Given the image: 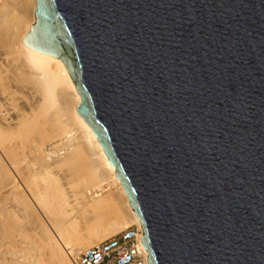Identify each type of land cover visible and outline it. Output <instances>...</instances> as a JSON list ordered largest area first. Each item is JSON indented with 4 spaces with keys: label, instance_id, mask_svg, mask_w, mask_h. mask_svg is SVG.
<instances>
[{
    "label": "water",
    "instance_id": "obj_1",
    "mask_svg": "<svg viewBox=\"0 0 264 264\" xmlns=\"http://www.w3.org/2000/svg\"><path fill=\"white\" fill-rule=\"evenodd\" d=\"M149 264H264V0H36Z\"/></svg>",
    "mask_w": 264,
    "mask_h": 264
},
{
    "label": "bare ground",
    "instance_id": "obj_2",
    "mask_svg": "<svg viewBox=\"0 0 264 264\" xmlns=\"http://www.w3.org/2000/svg\"><path fill=\"white\" fill-rule=\"evenodd\" d=\"M36 7L0 0V236L15 226V238L25 237L10 264H76L83 250L143 227L76 111L81 97L65 64L23 44Z\"/></svg>",
    "mask_w": 264,
    "mask_h": 264
},
{
    "label": "built area",
    "instance_id": "obj_3",
    "mask_svg": "<svg viewBox=\"0 0 264 264\" xmlns=\"http://www.w3.org/2000/svg\"><path fill=\"white\" fill-rule=\"evenodd\" d=\"M144 231L133 226L113 237L83 250L76 264H149L143 246Z\"/></svg>",
    "mask_w": 264,
    "mask_h": 264
},
{
    "label": "rangeland",
    "instance_id": "obj_4",
    "mask_svg": "<svg viewBox=\"0 0 264 264\" xmlns=\"http://www.w3.org/2000/svg\"><path fill=\"white\" fill-rule=\"evenodd\" d=\"M15 226H12V227H9V228H7L6 230H4V231H6V232H2L1 233V235L2 236H0V239L2 238V237H4V240H3V243H4V246L2 247V248H4L2 251L4 252V254L6 255V253L7 254H9L8 256L6 255V260H7V264H10V263H12V252L14 251V249H16V248H20L19 246H21L20 244H21V242L22 241H24L23 240V238L25 239V237H23V235H20V238H21V236H22V240L20 241L19 239V237H17V238H15L16 236L14 235V234H17L18 235V233L16 232L15 233V231H16V229H13V230H11V228H14ZM16 228V227H15ZM36 231H33V232H31L30 233V235L29 236H33V237H35L36 239H39L38 237H37V233H35ZM35 234V235H34ZM3 235H5V236H3ZM24 236H27V235H24ZM34 238V239H35ZM3 239V238H2ZM1 239V240H2ZM20 241H18V240ZM14 241V242H13ZM9 245V246H8ZM13 246V247H12ZM7 248V249H6ZM6 250V251H5ZM11 254V255H10ZM9 257V258H8ZM10 263H9V262ZM5 264V263H4ZM41 264H44V262L42 263L41 262Z\"/></svg>",
    "mask_w": 264,
    "mask_h": 264
}]
</instances>
